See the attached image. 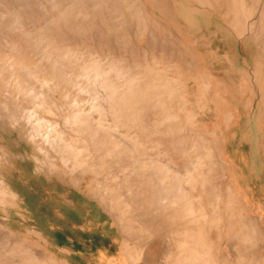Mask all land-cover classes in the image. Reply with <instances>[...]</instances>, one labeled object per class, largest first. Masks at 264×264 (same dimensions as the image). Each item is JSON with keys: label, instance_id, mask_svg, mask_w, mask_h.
<instances>
[{"label": "rangeland", "instance_id": "1", "mask_svg": "<svg viewBox=\"0 0 264 264\" xmlns=\"http://www.w3.org/2000/svg\"><path fill=\"white\" fill-rule=\"evenodd\" d=\"M0 219V264H264V0H0Z\"/></svg>", "mask_w": 264, "mask_h": 264}, {"label": "crops", "instance_id": "2", "mask_svg": "<svg viewBox=\"0 0 264 264\" xmlns=\"http://www.w3.org/2000/svg\"><path fill=\"white\" fill-rule=\"evenodd\" d=\"M25 196V203L28 205V200H27V198H26V196H28L27 195V193L24 195ZM14 199H15V197H14ZM263 210V209H262ZM25 213H27L28 214V212L26 211ZM92 213V212H91ZM17 214L16 215H12V216H10L11 217V219H14V220H16L17 219ZM90 216V217H89ZM92 215L90 214V211L88 212V217H87V219L85 220V221H83V222H79L78 224H74V226L73 227H71V231L70 232H72V234L73 235H75V236H78V237H81V238H86V239H90V238H92V236H94V232H95V230H94V228L96 227V221L95 220H93L92 218ZM26 220H27V215H26ZM3 222V220L2 219H0V224ZM24 226V227H23ZM22 228H24V231L23 232H25L26 234H22V232L20 233V235H22V236H19V237H21V238H18V239H26V238H28V225H27V223L24 225V224H22ZM68 228H70V227H68ZM17 238V237H16ZM39 240L42 242V244L44 245V247H45V249L47 250V248H48V246H49V243H48V241L49 240H47V239H44L43 237H39ZM16 243H17V245L19 244H21L22 243V240H20V241H16ZM25 243L27 244L28 243V241H25ZM48 251V250H47ZM1 252V251H0Z\"/></svg>", "mask_w": 264, "mask_h": 264}, {"label": "bare ground", "instance_id": "3", "mask_svg": "<svg viewBox=\"0 0 264 264\" xmlns=\"http://www.w3.org/2000/svg\"><path fill=\"white\" fill-rule=\"evenodd\" d=\"M185 21V20H184ZM203 25V24H202ZM127 150V149H126ZM126 155H128V154H126ZM136 156V155H135ZM142 156V155H141ZM129 158H130V155L128 156ZM135 158V157H134ZM141 162V161H140ZM143 162V161H142ZM135 165V164H134ZM138 165V164H137ZM137 165H135V166H137ZM196 165V164H195ZM157 166V165H156ZM197 166V165H196ZM132 167H134V166H132ZM139 167V166H138ZM141 167V166H140ZM155 167V166H154ZM159 167H161V166H159ZM151 168V167H150ZM198 169H200V168H198ZM155 169H153L152 171H154ZM158 170V169H157ZM160 171V170H159ZM197 171V170H196ZM200 171V170H199ZM135 172V171H134ZM147 172V171H146ZM138 173V172H137ZM155 173V172H154ZM157 173V172H156ZM147 174V173H146ZM145 175V174H144ZM142 176H143V174H142ZM148 177V176H147ZM153 177H154V175H153ZM164 177V176H163ZM144 178V177H143ZM172 178V177H171ZM179 178V177H178ZM186 178H188V177H186ZM168 179V178H167ZM191 179V178H190ZM151 180V179H150ZM174 180V179H173ZM148 181V180H147ZM157 181V180H156ZM155 182V181H154ZM159 182V181H158ZM157 182V183H158ZM177 182V181H176ZM188 182V181H187ZM156 183V184H157ZM185 183V182H184ZM148 184V183H147ZM146 184V185H147ZM169 184H171V183H169ZM181 184V183H180ZM192 185V184H191ZM152 186V185H151ZM188 186V185H187ZM141 187V186H140ZM150 187V186H149ZM163 187V186H162ZM139 188V187H138ZM143 188V187H142ZM177 188V187H176ZM175 188V189H176ZM181 188V187H180ZM139 189H141V188H139ZM144 189V188H143ZM155 189V188H154ZM174 190V189H173ZM177 190V189H176ZM167 191H168V189H167ZM175 191V190H174ZM145 192V191H144ZM159 192V191H158ZM165 192V191H164ZM152 193V192H151ZM167 193V192H166ZM179 193V192H178ZM130 194V193H129ZM169 194V193H168ZM146 195V194H145ZM155 195V194H154ZM170 195V194H169ZM141 196V195H140ZM160 196V195H159ZM147 197V196H146ZM157 197V196H156ZM188 197V196H187ZM141 198V197H140ZM152 198V197H151ZM155 198V197H154ZM159 198V197H158ZM164 199H166V198H164ZM170 199V198H169ZM172 200V199H171ZM188 200H190V199H188ZM188 200H186V201H188ZM157 201V200H156ZM164 201V200H163ZM151 202V201H150ZM173 202V201H172ZM179 202H180V200H179ZM183 202V201H182ZM154 203V202H153ZM157 203V202H156ZM161 203V202H160ZM164 202H162V204H163ZM150 204V203H149ZM183 204H185V203H183ZM154 205V204H153ZM172 205H173V203H172ZM152 206V205H151ZM156 206V205H155ZM167 206V205H166ZM181 206V205H180ZM179 206V207H180ZM189 206V205H188ZM141 207H143V206H141ZM185 207V206H184ZM156 208V207H155ZM166 208V207H165ZM138 209V208H137ZM159 209V208H158ZM157 209V210H158ZM176 209V208H175ZM165 210V209H164ZM150 211V210H149ZM170 211V210H169ZM180 211V210H179ZM189 211V210H188ZM147 212H148V210H147ZM192 212V211H191ZM162 213V212H161ZM164 213H165V211H164ZM178 213V212H177ZM122 214V213H121ZM124 214V213H123ZM169 214V213H168ZM166 215V214H165ZM215 215V214H214ZM186 216V215H185ZM193 216V215H192ZM161 217V216H160ZM159 218V217H158ZM192 218V217H191ZM215 218V217H214ZM166 219V218H165ZM177 219V218H176ZM188 219V218H187ZM166 220H168V219H166ZM179 220V219H178ZM172 221H175V220H172ZM183 221H185V219L183 220ZM206 222V221H205ZM172 223V222H171ZM175 223H176V221H175ZM165 224V223H164ZM163 224V225H164ZM168 224V223H167ZM166 225V224H165ZM192 225V224H191ZM166 227V226H165ZM172 227V226H171ZM192 227V226H191ZM167 228L169 229V227L167 226ZM177 228V227H176ZM184 228V227H183ZM141 229V228H140ZM245 229V228H244ZM188 230H190V229H188ZM187 230V231H188ZM184 231H186V230H184ZM193 231V230H192ZM200 231V230H199ZM205 231V230H204ZM171 232V231H170ZM187 233V232H186ZM185 233V234H186ZM198 233V232H197ZM205 233V232H204ZM184 234V233H183ZM169 235V234H168ZM174 235V234H173ZM176 235V234H175ZM177 235H178V233H177ZM176 235V236H177ZM240 236V235H239ZM179 237V236H178ZM177 238V237H176ZM181 238V237H180ZM184 238H185V235H184ZM187 239V238H186ZM185 239V240H186ZM177 240V239H176ZM179 240V239H178ZM177 240V241H178ZM188 240V239H187ZM8 241V240H7ZM160 241V240H159ZM162 241V240H161ZM187 242V241H186ZM203 242V241H202ZM158 243V242H157ZM172 243H174V240H173V242ZM177 243V242H176ZM180 243V242H179ZM160 244V243H159ZM158 244V245H159ZM155 245H157V244H155ZM180 245H182L181 246V248H184V249H186L185 248V245L186 244H180ZM180 245L178 246V248L180 247ZM189 245V244H188ZM187 245V246H188ZM260 245V244H259ZM184 246V247H183ZM189 247V246H188ZM156 248V247H155ZM161 248V247H160ZM177 248V247H176ZM248 248V247H247ZM190 249H192V248H190ZM256 249V248H255ZM258 249V248H257ZM158 250V249H157ZM165 250V249H164ZM176 251H178V253L176 252ZM175 252L176 253H174L173 255H172V259H173V264H185V263H187V262H185L189 257L186 255V253H184L183 254V249H180L179 248V250L177 249ZM180 251V252H179ZM188 251H189V249H188ZM194 251V250H193ZM148 252V251H147ZM150 252H152L153 253V251H150ZM255 252V251H254ZM195 253V252H194ZM155 254V253H154ZM162 254H164V253H162ZM183 254V255H182ZM189 254V253H188ZM192 254V253H191ZM254 254V253H253ZM159 255V254H158ZM161 255V254H160ZM146 256V255H145ZM149 256V255H148ZM165 256V255H164ZM157 257V256H156ZM160 257V256H159ZM159 257H157V258H159ZM162 257V256H161ZM188 257V258H187ZM198 257V256H197ZM146 258V257H145ZM157 258H156V260H157ZM161 259V258H160ZM190 259H188L187 261H189ZM195 260H197V259H195ZM199 260V259H198ZM155 261V260H154ZM199 262V261H198ZM197 262V263H198ZM189 263H190V261H189ZM194 263V262H193ZM151 264H153V263H151ZM155 264H162V261L161 260H159L158 262H156L155 261ZM203 264V263H202ZM208 264V263H207Z\"/></svg>", "mask_w": 264, "mask_h": 264}]
</instances>
